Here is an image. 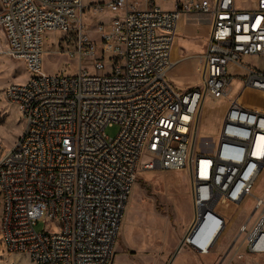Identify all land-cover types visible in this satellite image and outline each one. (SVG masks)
<instances>
[{"label": "built area", "instance_id": "obj_1", "mask_svg": "<svg viewBox=\"0 0 264 264\" xmlns=\"http://www.w3.org/2000/svg\"><path fill=\"white\" fill-rule=\"evenodd\" d=\"M138 1L0 0V54L30 73L3 90L23 130L7 151L0 144V237L7 251L34 264L112 263L144 153L150 161L142 170L188 168L195 215L180 247L200 256L227 226L216 206L252 196L264 170V111L238 101L246 89L264 94V68L242 63L246 56L264 61V0H175L171 10ZM91 9H120L121 16L99 23L91 37L83 22ZM183 14L210 24L200 85L185 91L167 80ZM46 32L64 35L68 46L49 52L76 61L75 73H41ZM239 70L242 87L217 138L192 151L204 100L228 97ZM114 125L118 133L109 137L105 129ZM255 199L217 264L233 247L236 257L264 254V199ZM39 220L47 227L37 230Z\"/></svg>", "mask_w": 264, "mask_h": 264}, {"label": "rangeland", "instance_id": "obj_2", "mask_svg": "<svg viewBox=\"0 0 264 264\" xmlns=\"http://www.w3.org/2000/svg\"><path fill=\"white\" fill-rule=\"evenodd\" d=\"M92 1L98 0H82V4L87 6ZM140 1L142 2V0ZM238 2L240 1L238 0ZM155 4L159 7L161 3L156 1ZM190 15L192 14L181 16L180 25L176 31L181 47H183L181 40H183L187 28H196L201 34L200 40L204 39V33L208 30L205 21L197 20L194 22ZM120 16V9H104L95 12L91 9V11L84 12L83 22L89 35L95 37L94 30L99 23L107 24ZM63 36L60 32H46L44 34L41 73L45 75H54L61 72L73 74L77 71L76 61L64 54L49 52L54 45H56L57 50L68 46L65 42H60ZM101 46L102 44L99 43V48ZM194 51H197V49H194ZM242 63L250 67L264 68V61L256 57H243ZM237 74L240 77H236V81L232 82L233 89L228 97L219 100L211 98L204 100L198 116V127L196 126L192 151L195 152L198 149L208 150V146L204 143L210 144L217 138L222 116L230 104L229 99L237 95L242 87L243 70L237 71ZM29 77L30 73L22 61L11 59L7 54H0V144L4 151H7L14 144L15 138L23 130V122L15 106L4 99L3 90L8 84L24 83L23 81L29 79ZM167 80L173 87L182 91L199 87L201 81L198 59L194 57L184 58L176 63L168 72ZM244 95L246 105L264 111V94L245 92ZM118 130L119 127L114 125L106 128L105 133L109 137H115ZM148 161H150V158L147 153H144L132 188V191L135 189L137 201L131 213V224L127 229V236L124 238L121 231L124 220L123 215L111 264H116L118 257H120V264H168L172 258L168 250L171 249L173 236L179 229H183L187 225L185 227L186 232L193 223L195 209L191 200L188 168L142 170V164ZM255 197L264 199V170L260 172L255 181L252 196L247 197L241 204L235 206L232 204H218L216 206V211L226 217L227 226L212 252L200 256L188 248H183L172 264H217L240 223L253 212L256 202ZM1 206L0 197V215ZM257 214L258 211L254 213L252 218ZM47 225V222L39 220L36 229L42 230ZM170 238L171 240H169ZM234 249L235 247L229 251L222 264H264V254L250 255L241 252V256L236 257ZM0 264L34 263L24 253L7 251L0 237Z\"/></svg>", "mask_w": 264, "mask_h": 264}, {"label": "crops", "instance_id": "obj_3", "mask_svg": "<svg viewBox=\"0 0 264 264\" xmlns=\"http://www.w3.org/2000/svg\"><path fill=\"white\" fill-rule=\"evenodd\" d=\"M156 1L161 3L159 5V7L161 9L171 10V9H173L175 7L174 6V1L175 0H155L154 3ZM138 6L140 8H145L146 7L145 0H142V2L139 0L138 1ZM190 18L194 22L197 21V20L205 21L207 23V25H208V30L204 33L205 34V37H203L204 39L200 40L201 39V36H200L201 34L197 31L196 28H192V29L191 28H187L186 31H185V36H184L183 40H181L182 44H183V47L179 46L180 42L177 39V36H175V42H174V45L172 47V53H171L172 67L176 63H178L181 60H183L184 58L194 57V58L198 59V63H199L200 55L204 52L205 46L207 44L208 35H209V28H210V24H209V22L207 20V17H202L200 15L192 14V15H190ZM180 21H181V18L179 19V21L177 23L176 31H177V28H179ZM194 49H197V51H194ZM177 54H178V56H177ZM175 56H176V58H175ZM27 80L28 79L24 80L23 82H26ZM21 132H22V130L19 132L17 137L21 134ZM17 137L15 138V140L17 139ZM125 211H126V209H125ZM131 220H132L131 218L129 220H125V218H124V220H123V224L121 226V231H122V234H123L124 238H126V236H127V229H128V227H130ZM185 227L183 229H179L178 232L173 236L171 249L168 250V253L170 252V256L172 258L170 259L168 264H172L173 261L175 260L176 256L180 252V250L183 249V248L180 247V241H181V239H182V237H183V235L185 233ZM169 240H171V238ZM166 241H168V240H166ZM119 260H120V257H118V260L116 261V264H120Z\"/></svg>", "mask_w": 264, "mask_h": 264}, {"label": "bare ground", "instance_id": "obj_4", "mask_svg": "<svg viewBox=\"0 0 264 264\" xmlns=\"http://www.w3.org/2000/svg\"><path fill=\"white\" fill-rule=\"evenodd\" d=\"M245 92H250V93H252L253 91L251 90V89H246L245 90ZM245 96H239L238 97V101L240 102V103H244L245 102ZM260 102H262V101H260ZM257 103V102H256ZM251 104V103H250ZM202 107V106H201ZM261 107H262V105H261ZM200 110H201V108H200ZM200 110H199V113H200ZM199 113H198V116H199ZM198 116L196 117V122H195V126H194V138H195V132H196V126H197V123H198ZM198 127V126H197ZM173 170H179V169H173ZM132 193H130V196H129V202H128V204L126 205V211H125V215H124V218H125V220H129L130 218H131V213H132V211H133V207H134V205H135V203H136V201H137V196H136V192H135V189H133V191H131ZM137 205V204H136ZM235 206V205H234ZM125 232V231H124ZM223 233H224V231H223ZM222 233V234H223ZM221 234V235H222ZM220 235V236H221ZM219 239H220V237H219ZM219 239H218V241H219ZM217 241V242H218ZM115 252V251H114Z\"/></svg>", "mask_w": 264, "mask_h": 264}]
</instances>
